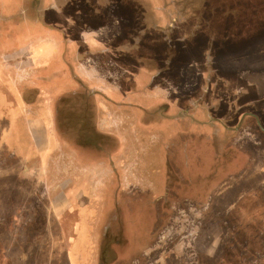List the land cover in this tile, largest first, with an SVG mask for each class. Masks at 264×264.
Here are the masks:
<instances>
[{"label":"crops","instance_id":"1","mask_svg":"<svg viewBox=\"0 0 264 264\" xmlns=\"http://www.w3.org/2000/svg\"><path fill=\"white\" fill-rule=\"evenodd\" d=\"M76 1L44 0L37 13L30 8V0H0V171L15 172L19 180L44 182L46 179H54V184L34 191L33 194L45 198L49 213L52 210L61 213L60 220L69 211L76 214V234L69 243L64 264H164L163 253L159 251L163 248L156 241L158 231L154 234V228L148 227V220L155 218L158 221L159 215L154 216L153 213L163 210L162 201L158 207H148L146 211L143 205L137 209L132 203L114 201L113 204L109 202L110 193L100 191L96 186L92 191H83L87 197L84 196V203L77 204L73 196L79 191L56 181L88 178L95 180L101 174L102 178L115 180L116 164L126 160L125 166L121 167L122 178L125 181L127 178L137 180L143 193L157 191L162 196L164 191H170L171 188L173 191L175 188L176 191H195L190 184V180L195 177L194 172L200 170L199 167L206 170L208 166L209 171L211 168L213 170L209 178L212 180L208 189L209 195L213 191H225L229 187V184H224L228 176L231 181L235 180L230 177L231 174L246 171L250 164L261 157L262 145L258 138L260 131L264 132V107H260L264 93H259L257 83L248 80L243 82V79L255 76L258 82L261 73L264 74L261 69L264 68V47L255 46L257 51L254 49L247 52V68H236L239 81L237 79L234 107L222 106V93L215 88V84L222 81V75L217 76L211 68L212 65H206L209 73L204 76V95L207 94L209 99L206 104L202 101L203 98L201 104L198 102L201 98L199 95L203 92V78L198 79L196 76L183 85V91L179 88L157 86L154 94H147V91L137 93V101L123 96V99L119 98L116 102L117 97L114 96L118 95L112 92L118 89V83L127 76L131 65L126 64L125 58V63L113 59L115 55L110 53L116 54L117 47L114 49L110 43L101 42V27H92L89 30L78 28L77 25L75 27L78 14L71 15L67 10ZM161 29L163 27L159 32L156 29V33H164L165 29L160 31ZM261 41L264 42V38ZM240 51L239 54L237 51V58L240 57ZM242 53L244 54L243 49ZM108 59L114 62L106 63ZM163 61L162 59L160 62ZM236 63L238 64V59ZM140 64L137 63L136 66L140 67ZM188 67H193L198 74L195 63L188 64ZM106 69L104 73L103 70ZM87 85L93 90L90 92L93 108L90 114L87 109H80L81 112L76 116L81 118L75 123L65 118L69 116L67 107L61 106V103L69 98L87 100L80 92ZM105 89H109L108 92L113 96L106 97L100 93V90ZM174 95L176 96L172 100ZM225 95L226 100L227 94ZM148 96H153L154 99L149 100ZM150 101L154 104L150 105ZM163 104L165 108H161ZM183 106H186V110L193 117L203 115L205 120V115H208L206 121L211 126L195 123L181 112ZM165 109L171 111L169 113L173 118H165L160 122V116L157 118L156 115ZM212 111L217 114L218 119ZM205 126L211 133L210 137H205L221 145L222 152L218 155L215 153V156L210 157L207 149L202 152L196 150L195 134L191 143L181 137V134H185L187 138L191 127L195 129ZM63 131L76 133L78 138L88 132L92 139L87 145L77 144L67 137L68 134L64 137ZM204 134L205 132H196V137ZM179 138L183 140L182 143ZM260 138L264 140L262 135ZM105 140V149L112 144L117 148L114 161H108L104 156L100 159V149L103 148L100 141L103 143ZM173 140L175 142L172 146ZM169 147L172 148L171 155L167 153ZM70 148L75 149L71 161L66 157ZM121 149L123 159L118 154ZM132 149L139 151L135 153ZM58 150L60 155L56 157ZM102 152L105 153L103 150ZM224 152L227 154L226 158ZM136 158L139 159L138 171L132 176L128 174V169L129 165L135 166ZM212 160H215L216 166L211 167ZM149 161L160 168L154 175L153 167L144 164ZM169 164L172 165V171ZM143 171L145 172L141 173ZM170 172L172 175H169ZM170 178L185 183L175 186L173 183L170 188L167 185ZM147 180L151 182L150 187L147 183L144 189L143 182L146 183ZM205 182L206 179L203 183ZM13 203L19 204L14 199ZM110 211L125 213L128 221L127 224H123L122 219L116 221L115 226L120 227L122 232L120 229L119 231L125 236L112 243L106 256L102 254L105 249H102L101 244H105L112 222L104 233L101 223L103 213ZM148 212L151 213L150 216ZM136 213L137 217L133 215ZM144 217L148 219L146 231ZM135 220L139 225L133 228L131 224ZM84 225H91L86 263L83 262L84 256L81 252L76 250Z\"/></svg>","mask_w":264,"mask_h":264},{"label":"rangeland","instance_id":"2","mask_svg":"<svg viewBox=\"0 0 264 264\" xmlns=\"http://www.w3.org/2000/svg\"><path fill=\"white\" fill-rule=\"evenodd\" d=\"M67 12L71 15L78 14L75 27L77 25L78 28L83 27L86 30L101 27L103 29L99 35L101 42L110 43L114 49L117 47L116 54L110 53L115 55L113 59L125 63L123 60L125 58L126 64L131 65L127 76L118 83V89L112 92L118 95L114 96L117 97L116 102L126 96L137 101V93L147 91V94H154L157 86L179 88L183 91V85L196 76L198 79L203 78V92L201 91L198 102L201 104L203 101L206 104L209 99L207 94L204 95L206 92L204 76L209 73L206 65L209 67L212 65L214 73L217 76L222 75L220 76L222 81L215 84L216 91L222 93V106L234 107L237 79L239 81L236 68L239 66L240 69L247 68L246 65H249L247 52L253 51L255 46L264 47V42L261 41L264 38V0H77L69 5ZM162 27L165 29L164 33L157 34ZM166 29L170 30L167 32ZM254 39L256 40L253 41ZM239 50L242 54L240 53V57L237 58ZM162 59L164 61L160 62ZM112 61L108 59L106 63ZM137 63H141L142 67L140 68L139 64L136 66ZM194 63L198 74L193 67H188V64ZM261 69L264 71V68ZM103 71L106 73L107 69ZM214 73L211 74L215 75ZM247 80L257 83L259 93L261 95L264 93V74L261 73L258 82L255 76L245 77L243 82ZM83 88L80 92L87 100L69 98L61 103V106L67 107L69 116L65 118L75 123L81 118L76 116L81 112L80 109H87L90 114L93 108L90 96L93 90L90 85ZM108 90H100V93L106 97L113 96ZM148 98L154 99L153 96ZM194 102L197 105L196 100ZM149 104L153 105L154 102L150 101ZM162 107L165 108V104ZM260 107H264V100H260ZM169 112L171 111L165 109L156 116L157 118L160 116V122L165 118L172 119L173 116ZM181 112L195 123L211 126V123L206 121L208 115H205V120L203 115L193 117L186 110V106H183ZM212 113L215 114L213 111ZM215 115L217 118V114ZM227 122L229 123V120ZM207 126L195 129L189 127L187 138L185 134H181V137L191 143L195 134L196 150L202 152L203 149H207V154L212 157L222 151L221 145L205 137L211 136ZM196 132L205 134L196 137ZM67 134L73 142L81 145H87L92 139L88 132L79 138L76 133ZM260 134L264 137V132L260 131ZM261 135L258 138L259 144L262 145L260 159L250 164L246 171L231 174L230 177H234L235 180L231 181L228 176L224 184H229V187L221 192L211 191V195L208 189L211 186L212 180L209 178L213 170L211 168L212 172L209 171V166L206 170L199 167L200 170L194 172L196 178L191 179L190 184L191 189L195 191L188 189L176 191L177 188L173 191L171 188L173 183L175 186L185 181L170 178L167 185L171 189L164 191L162 196L160 193L157 194V191L141 192L142 187L135 179L127 178L125 181L126 179L122 178L121 167L125 166L126 160L116 164L115 180L102 178L101 174V177L95 180L64 179L56 182L79 191L73 196L77 204L84 203L86 195L83 191H92L96 186L100 191L110 193L109 202L113 204L132 203L137 209L143 205L146 211L148 207H158L162 201L163 210L153 213L154 216L159 215L158 221L156 222L155 218L148 220L144 217V229L146 231L148 220V227L154 228V234L158 231L156 241L161 244L160 248H163L159 251L163 253L164 264H264V140L260 138ZM179 139L182 143L183 140ZM175 140L171 141L172 146ZM100 143L103 146L99 153L100 159L104 156L106 160L114 161L117 148L112 144L110 148L105 149L106 140ZM132 150H135V153L139 151ZM171 151L172 148H167L169 155ZM224 153L226 158L227 154ZM118 154L121 159L124 158L123 149L119 150ZM127 160L129 163L128 156ZM136 160L135 166L129 165L128 174L132 176L138 171L139 159ZM214 161L212 160L211 167L217 165ZM144 164L153 167V175L160 169L150 161ZM169 166L172 171V165ZM205 179L208 185L206 182L203 183ZM54 182V179H46L44 182L19 180L15 172L0 171V264L65 263L69 243L76 234V214L69 211L65 217L63 214L60 220L61 213L54 210L49 213L45 198L33 194L34 191ZM145 182L144 189L150 187L151 183L149 180ZM13 199L19 204H14ZM124 214L115 211L103 213L101 223L103 233L112 222L105 242L108 247L115 240L125 236L121 233L120 227L115 226L116 221L121 219L123 224H127L128 218ZM133 215L137 217L138 213ZM150 215L148 212V216ZM136 222L137 220L133 221L131 227L139 225ZM90 232L91 225L82 227L79 247L76 249L84 256L85 263L88 257L86 247L90 244ZM103 245L102 243L101 247Z\"/></svg>","mask_w":264,"mask_h":264},{"label":"flooded vegetation","instance_id":"3","mask_svg":"<svg viewBox=\"0 0 264 264\" xmlns=\"http://www.w3.org/2000/svg\"><path fill=\"white\" fill-rule=\"evenodd\" d=\"M31 1V4H30V8L34 11V12H37L38 13V11L41 9V3L44 1V0H30ZM62 134L64 135V137H66L67 136V132L66 131H63L62 132ZM68 137V136H67ZM69 141H70V139H69ZM75 151V149L74 148H70L69 150H68V153H67V155H66V157L69 159V161H71L72 160V158L74 157V152ZM56 154V153H55ZM59 155H60V150H58V152H57V154L55 155L56 157H59ZM63 156V155H62ZM67 159V160H68ZM106 244V243H105ZM105 244L102 246V249H105V253H102V254H105L106 256H108V253H107V251H109V247L107 246V244H106V246H105ZM109 244V243H108ZM110 253V255H111V252H109Z\"/></svg>","mask_w":264,"mask_h":264}]
</instances>
